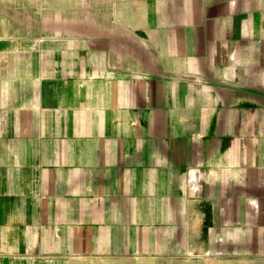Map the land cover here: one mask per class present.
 <instances>
[{
	"label": "crops",
	"instance_id": "1",
	"mask_svg": "<svg viewBox=\"0 0 264 264\" xmlns=\"http://www.w3.org/2000/svg\"><path fill=\"white\" fill-rule=\"evenodd\" d=\"M69 1L0 78V264H264V0Z\"/></svg>",
	"mask_w": 264,
	"mask_h": 264
},
{
	"label": "rangeland",
	"instance_id": "2",
	"mask_svg": "<svg viewBox=\"0 0 264 264\" xmlns=\"http://www.w3.org/2000/svg\"><path fill=\"white\" fill-rule=\"evenodd\" d=\"M93 8V2L0 0V78H9L11 73L26 69L28 72L32 59H42L43 44L47 40L69 34L79 25V10ZM180 264L198 263L183 261ZM210 264L228 263L214 261Z\"/></svg>",
	"mask_w": 264,
	"mask_h": 264
}]
</instances>
